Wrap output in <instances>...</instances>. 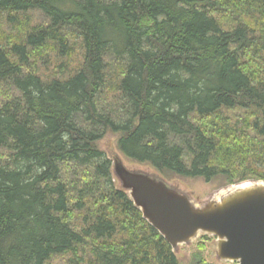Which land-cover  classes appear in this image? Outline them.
<instances>
[{"label":"trees","instance_id":"16d2710c","mask_svg":"<svg viewBox=\"0 0 264 264\" xmlns=\"http://www.w3.org/2000/svg\"><path fill=\"white\" fill-rule=\"evenodd\" d=\"M32 12L46 22L28 28ZM0 13L16 30L0 32V264H181L118 188L109 135L168 182H264V0H0ZM100 94L122 113L98 112ZM206 239L187 264H219Z\"/></svg>","mask_w":264,"mask_h":264},{"label":"water","instance_id":"95a60500","mask_svg":"<svg viewBox=\"0 0 264 264\" xmlns=\"http://www.w3.org/2000/svg\"><path fill=\"white\" fill-rule=\"evenodd\" d=\"M111 172L142 219L177 254L201 236L214 239L219 264H264V182L246 180L195 203L178 184L151 169L128 167L111 152Z\"/></svg>","mask_w":264,"mask_h":264},{"label":"rangeland","instance_id":"374dc122","mask_svg":"<svg viewBox=\"0 0 264 264\" xmlns=\"http://www.w3.org/2000/svg\"><path fill=\"white\" fill-rule=\"evenodd\" d=\"M26 17V18H25ZM20 17L21 20H25L27 22L28 28L36 24H41L46 22V18L39 13L32 12L28 13L27 16ZM15 32L16 30L12 27V25L8 24L6 22V18L4 14L0 13V32ZM75 58H72V60L69 61V67L74 66L77 63V60L81 57L80 50H76V55L73 53ZM97 111L100 113H103L105 115L110 116H119V114L122 113L120 103L111 99L110 96H107L105 94H100L97 97ZM75 125H77L80 129L84 131L93 130L91 125L84 120L83 115H77L74 119ZM175 144H179L180 142L178 140L174 141ZM100 149L105 153V155L109 156L111 152H116V149L114 147L113 143V137L112 136H106L99 142ZM7 150L4 148H0V160L1 157H5L7 154ZM117 153V152H116ZM124 163L128 167H136L133 164L127 162L124 160ZM143 169H148L145 167H142ZM178 184L181 189L186 191L193 199L195 203H199L201 201H205L208 199L216 190H218L220 187L219 182H212V183H204L201 180H180L179 182H171ZM200 238L194 242L190 246H182L179 248L177 252V258L179 259L181 264H187L191 258V255L194 254L197 251L196 246L198 245ZM205 245V250L203 251V256L205 259L210 262H217L214 257V239L207 237V239L203 242ZM51 264H72L71 262V256L70 255H63L59 257H55ZM86 264V263H82Z\"/></svg>","mask_w":264,"mask_h":264}]
</instances>
